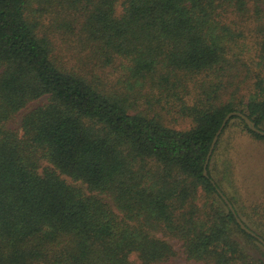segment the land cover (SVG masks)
Instances as JSON below:
<instances>
[{
  "label": "trees",
  "instance_id": "obj_1",
  "mask_svg": "<svg viewBox=\"0 0 264 264\" xmlns=\"http://www.w3.org/2000/svg\"><path fill=\"white\" fill-rule=\"evenodd\" d=\"M231 112L264 132V0H0V264H264L211 169L264 135L203 175Z\"/></svg>",
  "mask_w": 264,
  "mask_h": 264
},
{
  "label": "rangeland",
  "instance_id": "obj_2",
  "mask_svg": "<svg viewBox=\"0 0 264 264\" xmlns=\"http://www.w3.org/2000/svg\"><path fill=\"white\" fill-rule=\"evenodd\" d=\"M37 104L32 103L31 107ZM234 124H230L222 136L219 146L221 158L211 163L212 176L226 199L233 202L239 215L254 227L251 222H259V213L263 215L264 212V141L253 139ZM175 250H178L177 246ZM130 260L135 261L134 257ZM168 264L202 263L187 261L179 253Z\"/></svg>",
  "mask_w": 264,
  "mask_h": 264
},
{
  "label": "water",
  "instance_id": "obj_3",
  "mask_svg": "<svg viewBox=\"0 0 264 264\" xmlns=\"http://www.w3.org/2000/svg\"><path fill=\"white\" fill-rule=\"evenodd\" d=\"M231 117H238V118H240V119L245 123V125L247 126V128H248L250 131H252V132H254V133H256V134L264 135V132L261 131V130H259V129H257V128L255 127L254 123H253L252 121H250V120H249L246 116H244L243 114L238 113V112H231V113L227 114V115L224 117L223 122H222V124H221L219 130H218L217 133L215 134V136H214V138H213V140H212V142H211V145H210V148H209L208 154H207V156H206L205 163H204V167H203V175H204L205 177H207L206 167H207V164H208V162H209V159H210V156H211L212 150H213V148H214V145H215V143H216V141H217V138H218V136H219L221 130L223 129L224 125L226 124V122H227ZM218 193H219L221 199L224 201V203L227 205V207H228V208L230 209V211L232 212V214H233V216H234V218H235V221H236V223L239 225V227H240L243 231H245L247 234H249V235H251V236H253V237H256V238H257V239H258V240L264 245V242H263L260 238H258L257 236H255V234H253L249 229H247V228L243 225V223L240 221V219H239V218L236 216V214L234 213L233 208H232V206L230 205V203L228 202V200L226 199V197H225L224 195H222V193H220V192H218Z\"/></svg>",
  "mask_w": 264,
  "mask_h": 264
}]
</instances>
